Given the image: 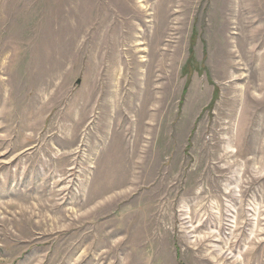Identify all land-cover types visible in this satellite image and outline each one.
Here are the masks:
<instances>
[{
	"label": "rangeland",
	"instance_id": "1",
	"mask_svg": "<svg viewBox=\"0 0 264 264\" xmlns=\"http://www.w3.org/2000/svg\"><path fill=\"white\" fill-rule=\"evenodd\" d=\"M238 2L0 0V264H264Z\"/></svg>",
	"mask_w": 264,
	"mask_h": 264
},
{
	"label": "bare ground",
	"instance_id": "2",
	"mask_svg": "<svg viewBox=\"0 0 264 264\" xmlns=\"http://www.w3.org/2000/svg\"><path fill=\"white\" fill-rule=\"evenodd\" d=\"M239 2V6L241 5V3H240V0H238ZM246 2L248 1V0H245ZM245 2V3H246ZM244 6V13L245 14H243V16H242V20L244 21V23H246L245 25H244V27H245V32L247 33V24H249V25H252L253 23V20H251L250 18H253L251 15H250V13H251V11H254L255 10V3L253 2V0H249V4H245V5H243ZM246 9V10H245ZM258 15H259V12H258ZM239 25H240V23H239ZM255 30H257V29H255ZM257 32L256 31H254V33H253V35H250V34H243L244 35V37H245V42H246V44H247V46H250V43H252L254 40H255V36L257 35L256 34ZM250 35V36H249ZM254 51V47H252V48H247L246 49V53H250V52H253ZM262 55V54H261ZM261 55H258V54H254V52H253V57L255 56V61H257V60H259V58L261 57Z\"/></svg>",
	"mask_w": 264,
	"mask_h": 264
},
{
	"label": "trees",
	"instance_id": "3",
	"mask_svg": "<svg viewBox=\"0 0 264 264\" xmlns=\"http://www.w3.org/2000/svg\"><path fill=\"white\" fill-rule=\"evenodd\" d=\"M192 61H193V58L190 57V58L188 59V61H187V64L191 63Z\"/></svg>",
	"mask_w": 264,
	"mask_h": 264
}]
</instances>
